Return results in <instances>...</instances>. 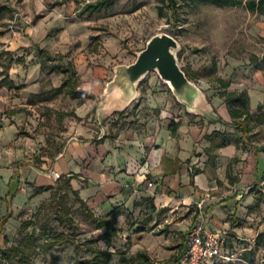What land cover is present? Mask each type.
<instances>
[{
	"label": "rangeland",
	"instance_id": "rangeland-1",
	"mask_svg": "<svg viewBox=\"0 0 264 264\" xmlns=\"http://www.w3.org/2000/svg\"><path fill=\"white\" fill-rule=\"evenodd\" d=\"M59 1L0 0L9 8L0 18V80L6 74L11 81V87L0 83V174L14 170L20 185L16 201L12 199L15 194L11 199L0 197V216L4 201L9 210V218L2 222L0 248L14 247L24 236L34 238L23 249V263L20 255L8 260L0 254V264H77L104 252L110 254L108 264H121V256L128 259L137 253L147 254L153 264H175L186 249L188 232L197 224L194 213H204L203 208L183 209L171 217L156 215L148 204L139 202L132 208L121 206L119 215L111 220L117 227L116 236L107 246L106 229L85 214L89 210L101 216L100 212L81 204L63 184L62 175L51 181V189L39 194H34L37 184L28 175L43 171L52 178V165L69 138L80 139L77 127L89 119L90 113L86 118L85 114L95 109L96 115L100 108L98 99L107 93L114 67L134 62L146 41L160 33L177 41L178 64L201 93L199 111L187 110L157 73L150 71L138 82L130 106L103 120L105 133L111 137L135 130L139 118L146 122L157 118L161 109L172 116H185L187 125L202 128L207 123L208 127L227 109L223 92H245L248 113L228 117L224 138L241 142L247 152L261 148L264 123L256 116L264 114V13L250 12L243 5L178 2V21L174 23L170 10L158 0H117L112 7L91 15L81 10L96 0ZM38 49L52 58L47 66L73 65L77 90H84L86 98L72 99L64 89L57 90L65 76L41 68ZM9 58L12 61L3 71ZM219 80L228 86L224 88ZM231 107L241 106L235 102ZM244 128L247 132L242 135ZM234 160L226 163L230 185L242 171ZM256 175L242 189L239 212L226 207L230 227L220 235L233 258L214 264H264V237H257L264 233V171ZM228 184L226 191L231 188ZM136 228L142 231L136 233Z\"/></svg>",
	"mask_w": 264,
	"mask_h": 264
},
{
	"label": "crops",
	"instance_id": "crops-1",
	"mask_svg": "<svg viewBox=\"0 0 264 264\" xmlns=\"http://www.w3.org/2000/svg\"><path fill=\"white\" fill-rule=\"evenodd\" d=\"M98 101L100 108L96 115L95 109L88 112L85 118L90 113L89 119H84L77 127L80 139L70 137L52 165L63 179L70 180V189L78 193L79 199L101 216L121 206L132 208L137 202L148 204L150 212L156 215L166 213L171 217L183 209L200 207L204 213L200 211L193 216L197 224L204 222L216 233L226 232L230 227L226 225V207L233 213L239 212L242 189L264 171L261 148L247 152L241 148V142L225 141L224 126L230 118L227 109L221 110L218 121L208 127L206 123L202 128L187 125L186 117L181 114L172 116L161 109L157 118L147 122L139 118L135 130L128 129L109 137L103 120L115 112H123L132 101L121 108L107 93ZM222 141L226 145L218 147ZM233 158V164L242 171L230 185L226 163ZM28 176L35 180L36 188L51 187L49 184L55 181L43 171L30 172ZM17 177L12 169L0 174V197L11 199L15 194L12 199L17 200L20 188ZM226 183L231 187L228 191ZM3 206L0 234L2 222L9 218L5 201ZM4 216L7 218L2 219Z\"/></svg>",
	"mask_w": 264,
	"mask_h": 264
},
{
	"label": "trees",
	"instance_id": "trees-1",
	"mask_svg": "<svg viewBox=\"0 0 264 264\" xmlns=\"http://www.w3.org/2000/svg\"><path fill=\"white\" fill-rule=\"evenodd\" d=\"M68 0H60L58 4H63ZM117 0H96L92 3H87L84 5L83 9L81 11L87 12V15H91L93 13H99L103 10H106L110 7H112ZM160 3L165 5L170 12L171 17L173 18L174 23L178 21V8L179 4L178 2L183 3H197V4H211L216 7H223V6H237V5H243L245 9H247L250 12H257V13H264V0H246L242 2V0H158ZM158 9V15H161V8L160 6ZM9 12V8L3 4H0V18ZM81 14V12H79ZM46 51L44 49H38V56H39V66L41 68L49 67L50 71H59L61 72L65 78L62 80L60 86L57 88V90L64 89L65 92L73 99L86 98V92L77 90V77L76 72L72 64H66V65H57L53 64L52 66H47V63H51L52 58L49 56L45 57ZM12 58H9L7 62L4 64L3 71L7 68L8 64L11 63ZM49 65V64H48ZM185 73L186 77L190 79L188 74L185 72L184 69H182ZM219 82L222 84L224 88L228 86L227 82H224L223 80H219ZM1 85H6L11 87V81L7 79V75L5 74L3 78L0 80ZM21 87V86H20ZM221 96L225 99V104L227 107L228 114L230 118L236 119L241 118L242 116L246 115L248 113L247 110V95L245 92H241L240 94H232V93H226L223 92ZM239 102L240 108L231 107V103ZM121 113V112H119ZM257 120L259 123H264V114L259 113L257 116ZM173 125V124H171ZM237 127H240L241 124L235 123ZM175 129L173 126L171 127V132L174 133ZM243 133L247 132V129H242ZM226 145L224 141L220 142L217 146L221 147ZM261 150L264 151V145L261 147ZM63 184L65 186L70 187V180L68 178H64ZM51 189V187H38L34 190V194H39L43 190ZM72 193L78 198L79 202L84 205V202L79 199L78 193L74 190H72ZM153 209V207H151ZM119 208H114L111 212H109L105 216H94L89 210H86L85 214L88 218L94 221H98L97 225L99 228H105L106 229V245L108 246L110 243V240L112 237L116 236L117 227L113 222L111 221L115 216L119 215ZM7 216H4L2 219H6ZM69 222L70 219H67ZM150 218L146 220V223H149ZM233 227V226H231ZM1 231V226H0ZM142 230L140 228H136L135 232L140 233ZM257 237H264V233L259 234ZM34 241V238L32 236H24L21 241L18 243V245L14 247H10L9 249L2 250L0 248V254L5 257V259L10 260L13 256L20 255L19 261L21 263L24 262L23 260V249L26 248L30 243ZM109 253L104 252L101 256L95 255L90 259H84L79 261L77 264H108L109 259ZM263 261H264V255H263ZM121 264H153L150 257L145 253H137L134 257H130L128 259L124 258L123 256L120 257Z\"/></svg>",
	"mask_w": 264,
	"mask_h": 264
},
{
	"label": "water",
	"instance_id": "water-1",
	"mask_svg": "<svg viewBox=\"0 0 264 264\" xmlns=\"http://www.w3.org/2000/svg\"><path fill=\"white\" fill-rule=\"evenodd\" d=\"M177 49L178 43L172 36L165 33L151 36L136 54L134 62L114 67V75L106 86L107 94L123 108L135 99L138 82L150 71H155L180 104L193 113L199 111L200 90L179 66Z\"/></svg>",
	"mask_w": 264,
	"mask_h": 264
},
{
	"label": "built area",
	"instance_id": "built-area-1",
	"mask_svg": "<svg viewBox=\"0 0 264 264\" xmlns=\"http://www.w3.org/2000/svg\"><path fill=\"white\" fill-rule=\"evenodd\" d=\"M51 176L54 180L61 177L56 171L51 172ZM150 185L151 182L148 183ZM223 245L224 239L219 233L199 222L188 232L186 249L175 264H214L232 260L233 254L226 251Z\"/></svg>",
	"mask_w": 264,
	"mask_h": 264
}]
</instances>
